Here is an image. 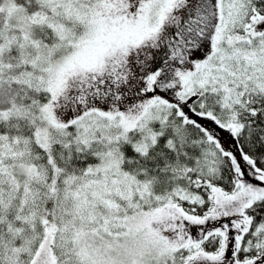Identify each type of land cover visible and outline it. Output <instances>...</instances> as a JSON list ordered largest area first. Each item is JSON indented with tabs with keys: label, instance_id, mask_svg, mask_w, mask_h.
Wrapping results in <instances>:
<instances>
[{
	"label": "snow or ice",
	"instance_id": "obj_1",
	"mask_svg": "<svg viewBox=\"0 0 264 264\" xmlns=\"http://www.w3.org/2000/svg\"><path fill=\"white\" fill-rule=\"evenodd\" d=\"M0 264H264V0H0Z\"/></svg>",
	"mask_w": 264,
	"mask_h": 264
}]
</instances>
